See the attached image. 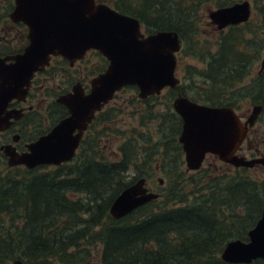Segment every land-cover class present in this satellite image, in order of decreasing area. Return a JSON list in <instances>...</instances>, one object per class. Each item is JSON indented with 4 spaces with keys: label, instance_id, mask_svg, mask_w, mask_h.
Here are the masks:
<instances>
[{
    "label": "trees",
    "instance_id": "trees-1",
    "mask_svg": "<svg viewBox=\"0 0 264 264\" xmlns=\"http://www.w3.org/2000/svg\"><path fill=\"white\" fill-rule=\"evenodd\" d=\"M110 4L136 18L144 34L173 31L178 35V66L188 76L178 93L183 95L179 89L187 93L199 79L201 93L186 96L191 101L233 108V96L242 97L259 104L264 114V74L241 86L264 50V31L260 35L252 32L250 22L231 26L217 32L213 50L204 47L203 52H196L193 49L199 42L195 34L199 33L195 26L201 13L211 5L224 6L222 2L113 0ZM255 5L263 15L264 0ZM245 33H251L250 37ZM180 52L201 63L202 68L183 65ZM94 54L106 64L97 52ZM125 89L136 91L134 87ZM165 93L170 102L175 92L167 89ZM169 102L164 114L155 115L159 119L156 147L150 145L152 135L147 128V120L155 117L144 115L138 120L143 129H132L136 135L121 141L115 159L104 156L101 143L87 136L75 157L57 167L8 168L0 154V262L92 264L90 249L98 245L96 264H227L219 258L224 245L232 240L247 241V231L259 219L263 206L264 179L250 178L244 168L226 169L221 176L204 182L202 189L183 191L177 205L159 206L156 200L119 220L108 215L113 199L131 183L127 174L138 155L145 165L154 149L161 147L165 150L163 166L177 167L180 120ZM261 121L264 125V115ZM169 147L173 157L166 154ZM252 264H264V260Z\"/></svg>",
    "mask_w": 264,
    "mask_h": 264
},
{
    "label": "water",
    "instance_id": "water-1",
    "mask_svg": "<svg viewBox=\"0 0 264 264\" xmlns=\"http://www.w3.org/2000/svg\"><path fill=\"white\" fill-rule=\"evenodd\" d=\"M249 15L250 5L243 0L208 11L207 19L221 31L246 23ZM11 19L27 27L29 44L23 54L14 58V64L4 67L0 63V114H8L2 109L9 100L22 99L33 73L45 66L51 55L73 62L92 50L107 61V66L90 80L87 94L77 84L58 98L68 116L49 134L28 145L27 152L17 154L12 148H0L8 167L23 166L30 170L69 162L95 112L125 86H135L141 99L177 86L175 53L180 44L173 31L144 35L137 19L94 0H14ZM172 109L181 121L177 142L186 171L198 170L208 155L234 168L264 166V156L246 160L234 154L256 119L260 105L252 106L243 123L230 107L198 104L184 96L173 99ZM6 120L2 119L5 125L0 130L6 126ZM157 182L162 184L161 179ZM157 198L158 194L146 187V180L138 178L117 194L108 215L119 220ZM220 260L227 264L264 260V196L260 218L248 230L247 241H228ZM0 264L22 262L15 259Z\"/></svg>",
    "mask_w": 264,
    "mask_h": 264
},
{
    "label": "rangeland",
    "instance_id": "rangeland-1",
    "mask_svg": "<svg viewBox=\"0 0 264 264\" xmlns=\"http://www.w3.org/2000/svg\"><path fill=\"white\" fill-rule=\"evenodd\" d=\"M99 3L109 5L113 0H96ZM116 1V0H115ZM217 2H222L224 6H229L237 2H241L243 0H216ZM250 5V15L248 18V22H250L251 27L254 28L252 32H258L260 35L264 31V14L261 15L260 6L255 5V3H259L260 0H246ZM223 7V6H222ZM113 8V7H112ZM217 8L214 5H211L207 11L202 12L199 18L198 24L195 26L197 29V33L195 34V38H198L199 46L195 47L193 50L196 52H203L204 47H209L210 50H213L212 44L215 43L218 38V31L215 27L209 23L207 19V12ZM264 13V10L262 11ZM225 30V29H224ZM221 30V31H224ZM261 32V33H260ZM251 33H245V37H250ZM203 41H207V44H203ZM178 55V53H177ZM180 56L183 54L180 52ZM264 60V50L261 51V54L256 62L250 68V75L246 80L241 84V86L249 83L252 79H257V77L261 74H264V62L263 67L261 68V61ZM179 61V59H178ZM183 65L194 66L197 69L202 68V64L197 62L195 59L183 56L180 60ZM77 72L74 69H68L67 73H58L57 78L63 79L71 82L76 76L77 83H83L85 86H88L91 78L102 71L105 68V64L101 60L99 56L94 54V52H88L85 58L77 63ZM185 71L179 70V66L175 70V76L179 80V85L186 84L187 81L185 79L188 78ZM76 75V76H75ZM185 75V78L183 79ZM194 84V88L189 89V91L181 93L184 96L194 95L195 92L201 93V83L199 79H196ZM74 83L72 82L71 85ZM184 89V88H183ZM175 90V94H173V98L180 93ZM137 91H133L130 89H124L121 92L115 94L113 99L109 101L106 107L102 112L96 115L94 124L91 127V130L88 132L87 139H91L93 141H99L101 143V150L103 155L106 156L109 160L117 158V148L122 140H126L127 138L133 137L136 135V131H132L133 128H140L138 125V120L140 117L144 115H150L155 117L154 119L147 120V128L149 129V134L152 135L150 145L157 144L159 140V136H157L156 127L158 126L159 119L155 116L156 114H164L167 103L169 102V98L167 94L164 92L161 93L156 100L154 99H141L137 95ZM181 95V94H180ZM154 97V96H153ZM170 97V96H169ZM234 103L233 108L235 109L236 114L241 117L243 121L246 117L249 116L251 107L254 105L249 100L233 96ZM171 98V102L173 100ZM172 110V108H171ZM173 112V111H172ZM103 116H106V119H102ZM263 122H257L252 129L247 134V142L243 143L242 151H240V155L245 156L246 158L253 157L254 148L259 150L261 156H264V125ZM145 133L144 130L141 131ZM255 132L259 133L258 141L254 140ZM99 137V139H97ZM137 141V146H139V142ZM246 144L249 146V150H246ZM259 145V146H257ZM161 147L154 149V154L150 158L149 162L144 165L142 157L140 155L135 159V165L127 174V179L131 180V183L136 179L143 177L146 180V187L154 192L159 194L158 205L159 206H172L177 205L178 196L183 193V191H192L195 189H202L204 182L213 178L215 176H221V173H224L226 169L229 167L219 162L216 158H206L202 164V168L200 171L195 172H186L183 156L178 157V162L176 164L177 167H173L171 164H165L163 166V160L161 156L165 154ZM169 149L166 150V154H170L173 157V151ZM169 155V156H170ZM171 163V161H170ZM229 170V169H228ZM140 173H144V175H140ZM246 175L250 178L256 180L264 179V169L261 167L246 169ZM169 174V178L166 175ZM183 174L179 177V175ZM146 175V176H145ZM174 175H178L174 177ZM133 179V180H132ZM161 179L163 181L162 185L157 184V180ZM192 179V182L190 181ZM177 195V198L170 197V195ZM196 196V194L188 197V200H191L192 197ZM99 246H93L90 249V254L92 257V264H96V252H98ZM53 264H57L53 262Z\"/></svg>",
    "mask_w": 264,
    "mask_h": 264
},
{
    "label": "flooded vegetation",
    "instance_id": "flooded-vegetation-1",
    "mask_svg": "<svg viewBox=\"0 0 264 264\" xmlns=\"http://www.w3.org/2000/svg\"><path fill=\"white\" fill-rule=\"evenodd\" d=\"M13 9L14 0H0V63L4 67L14 64V58L23 54L29 44L27 27L20 21L16 22L11 19ZM82 60L70 62L60 55H51L47 64L33 73L22 99H11L2 109L4 113L8 114H0V126L5 125L2 119H7L6 126L0 130V148L9 147L15 153L23 154L27 152L28 145L49 134L60 121L68 116L66 108L57 101L58 98L71 92L75 86L77 87V84H80L84 93L87 94L89 84L85 86L81 82L77 83L76 75L71 82L64 78L58 80L57 74L67 73L68 69H74L77 72V63ZM72 82L73 85H71ZM106 105L100 109L99 113ZM95 114L83 132L80 143L87 136L88 127L93 123L98 113ZM263 115L260 111L254 125L260 121ZM258 139L259 133L255 132L254 140L258 141ZM244 142L246 143L247 140ZM250 148L246 144V150ZM242 149L241 146L238 153ZM253 150L254 156H261L258 149L254 148ZM0 154L4 158L1 150ZM206 158L215 159L216 157L208 155ZM17 167L24 169L23 166ZM257 167L264 169L261 165H256L255 168Z\"/></svg>",
    "mask_w": 264,
    "mask_h": 264
}]
</instances>
